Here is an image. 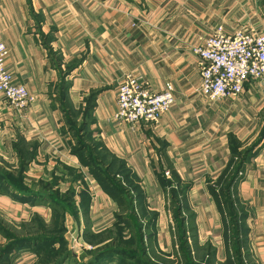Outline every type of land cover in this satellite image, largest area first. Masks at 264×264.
<instances>
[{"label":"crops","instance_id":"1","mask_svg":"<svg viewBox=\"0 0 264 264\" xmlns=\"http://www.w3.org/2000/svg\"><path fill=\"white\" fill-rule=\"evenodd\" d=\"M220 28L264 33V0H0L7 66L34 99L18 111L0 93V264H41L49 242L69 244L77 225L66 264H81L79 248L95 251L88 238L116 228L120 207L98 176V153L123 163L141 192L134 206L150 215L137 218L143 247L170 248L176 190L183 229L191 221L195 239L220 255L230 214L216 182L246 155L236 188L247 217L237 236L264 264V84L250 80L218 101L201 94L192 48ZM127 75L154 94L173 85L175 102L159 123L117 119ZM64 192L75 194V211L58 201ZM139 260L116 250L89 264Z\"/></svg>","mask_w":264,"mask_h":264},{"label":"built area","instance_id":"2","mask_svg":"<svg viewBox=\"0 0 264 264\" xmlns=\"http://www.w3.org/2000/svg\"><path fill=\"white\" fill-rule=\"evenodd\" d=\"M192 52L199 58L200 92L214 101L242 93L250 80L264 84V33L241 31L230 35L220 28ZM8 56L6 44L0 41V93L15 110L23 111L34 99L24 86L14 82ZM174 102L171 83L154 94L145 83L127 75L119 88L116 117L128 124H157Z\"/></svg>","mask_w":264,"mask_h":264},{"label":"rangeland","instance_id":"3","mask_svg":"<svg viewBox=\"0 0 264 264\" xmlns=\"http://www.w3.org/2000/svg\"><path fill=\"white\" fill-rule=\"evenodd\" d=\"M96 160L97 162L100 160L97 164L100 165L98 170L105 173L106 176H109L110 183H112L114 187L117 189L121 187V192L124 197L120 198L119 194H116L120 207V218L117 221L116 228L107 234L88 238L89 242L94 245L95 251L89 252L87 248H79L78 251L80 252L77 253L79 256L81 255V264L99 261L101 258L111 254L106 252L107 250L115 247H117L118 250H123L125 258H130L132 254L139 255L140 264H256L255 260L250 256L246 240L240 241L237 233H235L234 229L236 224L231 216L226 219L228 230V237L226 240L227 247L226 251L224 250L221 255L218 254L219 252L217 249L210 243L200 244L195 239L191 221L184 224L185 228L183 229V223L180 222L181 220L179 218V210H177L180 204L179 191L176 190H174L175 198L172 199L175 204L169 208V215L173 218L170 248L168 251L162 252L157 248L155 249L153 244H148L149 246L146 245L143 247L140 244L141 240H139L136 231L134 207L131 205L128 195L125 194V190L135 188L133 182L131 180H125L127 174L123 170L119 171V175L116 177L114 176L118 171V166L113 167L109 173H106L105 167L110 163V159L106 158L103 154H96ZM72 180L75 182L74 184H80V179L76 174L72 176ZM119 180L122 181V183L118 184L117 181ZM136 193L141 194L139 190H136ZM53 194L56 195L57 193ZM73 198H75L73 192H64L58 201L61 202L69 212H73L75 211ZM83 202L85 203V199H83ZM138 216L150 217L149 214L140 208L138 209ZM49 231L48 232L51 233L55 230L50 226ZM15 233L19 234L21 232L16 230ZM73 233L74 232H72V235ZM68 236L70 239L68 240L69 244L66 241H61L59 248H54L53 245L55 246V244L49 242V246L38 254L41 264H66L69 261H73L76 247H72V244L70 245V241L72 242L74 239L71 235ZM73 264H76V262L74 261Z\"/></svg>","mask_w":264,"mask_h":264},{"label":"trees","instance_id":"4","mask_svg":"<svg viewBox=\"0 0 264 264\" xmlns=\"http://www.w3.org/2000/svg\"><path fill=\"white\" fill-rule=\"evenodd\" d=\"M245 156L246 155H242L241 157L236 158L232 162V164L229 167V169L216 182V185L219 188V192L221 194V197L223 199H226L225 202L229 206L228 207V212H229L231 218L235 220V224L236 225H235V229L234 230H235V233H237L238 236L241 234V231L244 229L245 222H246V217H247L246 216V210L244 208L237 207L239 205V201H238V197H237L238 194H237V188H236V182L238 180L239 173H242L243 170H244V160H245ZM88 158H89L90 161H94L93 158L90 155L88 156ZM115 166H118V171L114 174L115 177L117 175H119V173H120L119 171L120 170L125 171L126 174L128 175V171L126 169V166L123 163H120V162H118L115 159H110L109 165L106 166V168H107L106 173H109L110 170L113 167H115ZM98 168H100V167H98ZM98 168H97V173H98V176H100V178L102 179V182L106 186H109V187L115 189V196H116V194H119V197L120 198H123L124 195H122V192H121L122 189H121V187L118 188V189L116 187H114L113 184L110 183L109 176H106L105 173L100 172L98 170ZM117 182H118V184L122 183V181H120V180L117 181ZM124 183H125V181H124ZM136 190H137L136 188H131V189L125 190V194L128 195L129 200H130V203L134 207L133 208L134 215H135L134 219H135V221L137 223V218H139V217H138L137 207L134 206V199H135V197L137 195ZM131 194L133 195V197H132ZM237 208L240 210V213H241L240 216L237 215V211H236ZM177 210H179V212H180V209H177ZM138 229H139V227L136 224V231L138 233L139 240H141V234H139ZM15 243H13L14 246H15ZM115 248L109 249L106 252L111 253V254H113V253L115 254L116 253V250H118L117 247H115ZM120 250L121 249H119L118 251L120 252ZM111 254H109V255H111ZM60 264H62V263H60Z\"/></svg>","mask_w":264,"mask_h":264},{"label":"water","instance_id":"5","mask_svg":"<svg viewBox=\"0 0 264 264\" xmlns=\"http://www.w3.org/2000/svg\"><path fill=\"white\" fill-rule=\"evenodd\" d=\"M79 232H80V226L77 225V226H76V231H75V234H74V239H76V240L78 239Z\"/></svg>","mask_w":264,"mask_h":264}]
</instances>
